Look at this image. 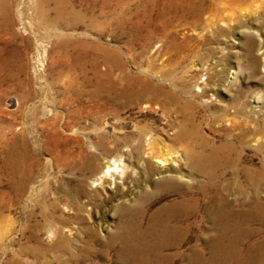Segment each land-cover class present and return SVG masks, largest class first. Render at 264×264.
<instances>
[{
  "label": "rangeland",
  "instance_id": "obj_1",
  "mask_svg": "<svg viewBox=\"0 0 264 264\" xmlns=\"http://www.w3.org/2000/svg\"><path fill=\"white\" fill-rule=\"evenodd\" d=\"M36 1L10 0L15 30L9 38L0 36V59L7 62V72L15 73L9 80H3L6 73L0 75V264H130L122 256L120 241L113 240L127 218L117 206L143 193L135 195L136 186L126 183L123 188L118 179V185H109L108 177L100 185L82 166L79 151L97 139L92 115L98 101L92 95L94 79L82 84L83 77L75 80L71 72L67 74L68 60L56 49L59 32L90 41L92 45L80 48L78 54L89 76L95 68L106 70L117 64L97 44L117 50L132 72L169 73L154 80L191 101L198 131L211 143L231 141L238 150L232 151L236 158L223 168L219 180L235 182L237 197L244 201L242 191L248 184L243 168L264 166V58L257 44L264 32L250 34L255 26L243 20H264V15L256 19L259 12L264 13L262 7L249 6L243 14L230 3L216 11L205 8L199 18L182 19L173 12L161 19L163 4L157 0H110L107 4L73 0L81 19L69 27L35 18ZM20 61L25 67L22 71L17 70ZM230 105L239 111L229 113ZM119 113L125 120L124 131L138 124L172 134L164 115L154 108L125 106ZM248 114L255 115L261 126L245 138L240 129L251 125ZM175 117L176 121L181 118ZM12 148L29 151V179L22 188L21 179L9 178L2 167L5 152ZM96 162L99 167L109 163ZM260 184L258 196L264 199V181ZM176 196L168 193L165 199ZM257 226L261 232L253 239L264 234V225ZM201 232L210 233L209 229ZM199 234L191 230L190 243L168 251L190 252ZM201 246L197 251L207 257L210 248ZM184 262L176 256L172 264Z\"/></svg>",
  "mask_w": 264,
  "mask_h": 264
},
{
  "label": "bare ground",
  "instance_id": "obj_2",
  "mask_svg": "<svg viewBox=\"0 0 264 264\" xmlns=\"http://www.w3.org/2000/svg\"><path fill=\"white\" fill-rule=\"evenodd\" d=\"M109 1L103 0V3L107 4ZM154 1L156 0H147ZM157 1L163 4L161 19L171 17L173 12L178 13L182 19L190 15L199 18L205 8L216 11L220 6H231L230 3H235L240 11H244L243 14L249 6L262 7L261 11H264V0ZM34 4L35 18L43 21L55 20V23L70 27L81 19L73 0H37ZM259 13L256 19L264 15ZM13 18L10 13V0H0V36L11 37L15 30ZM243 21H249L255 26L249 31L250 34L264 32V20ZM56 35L60 38L56 49L68 60L65 67H70L66 70L69 72L67 74L72 73L75 80L77 77H83L82 84L94 79L92 95L97 98L98 103L96 102L92 119L98 129L96 138L99 140H90L88 149L79 151L83 160L82 166L90 170L89 177L96 179L100 185H103L106 181L103 179L108 177L106 182L109 185L117 184L115 180L118 179L123 188L126 183L136 186L135 190L138 191H133L135 195L141 191L143 193L117 206L118 210L127 216L120 225L116 238H113L120 241L122 256H125L130 264H172L176 256L183 258L185 264H264V234L259 239H253L261 232V226L257 224L264 225V199L258 196V185L264 181V166L260 169L251 165L243 168L248 188L240 190L244 192V201L239 199L235 182L226 183L219 180L223 168L236 158L231 155L236 147L229 143L231 141L211 143V140L208 141L198 131L191 112V101L175 93L172 88L165 87L162 82L154 80L155 77L169 76V73L149 69L141 72L143 75L132 72L123 65L117 50H106L95 43L96 48L105 51L117 64L106 70L95 68L91 72L93 75L89 76V70L80 64L78 54L80 48L92 45L90 41L75 39L64 32ZM257 44L264 58V39ZM255 55L253 59H256ZM6 63L4 58L0 59V75L6 73L2 76L3 80H9L15 75L14 72L6 71ZM17 67L19 71L25 69L21 61ZM202 91L206 92L204 89ZM134 105L160 111L172 134L166 135L162 129H148L149 127L138 124H134L130 132L124 131L125 120L119 112L125 106ZM235 105L229 106V113L239 111ZM47 111L50 112L51 109L47 108ZM177 115L181 118L176 121ZM249 121V127L240 129L245 138L252 135L253 131L257 132L258 126H261L255 115H249ZM159 132L168 141L162 138ZM259 137L255 140L258 141ZM123 157L124 160L121 159ZM97 159L109 163L99 167L96 164ZM2 167L9 178L19 177L23 184L21 188L24 187L25 180L29 179V151L15 148L7 150L3 156ZM168 193H175L177 196L167 200L165 196ZM155 203L160 204L149 212V208ZM144 218L147 219L146 224H143ZM193 229L200 231V234L193 239L190 252L168 251L190 243L187 236ZM207 229L211 235L204 236L201 230ZM202 244L210 248L207 257L197 251Z\"/></svg>",
  "mask_w": 264,
  "mask_h": 264
}]
</instances>
